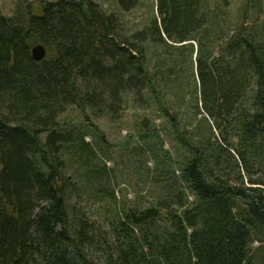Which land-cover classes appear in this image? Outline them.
I'll return each instance as SVG.
<instances>
[{
	"label": "trees",
	"instance_id": "16d2710c",
	"mask_svg": "<svg viewBox=\"0 0 264 264\" xmlns=\"http://www.w3.org/2000/svg\"><path fill=\"white\" fill-rule=\"evenodd\" d=\"M40 4L0 12V264H264V25L209 0H155L135 31L95 0ZM130 105L173 178L100 225L72 204L69 156Z\"/></svg>",
	"mask_w": 264,
	"mask_h": 264
},
{
	"label": "rangeland",
	"instance_id": "374dc122",
	"mask_svg": "<svg viewBox=\"0 0 264 264\" xmlns=\"http://www.w3.org/2000/svg\"><path fill=\"white\" fill-rule=\"evenodd\" d=\"M20 0H0V12L12 16ZM34 2L37 13H41V2H56L58 0H28ZM108 12L120 15L118 0H95ZM224 5L231 16L236 17L245 9L249 12L248 19L257 28L264 25V0H209ZM155 0H141V3L129 12L121 13L120 17L132 31L140 30L151 16ZM48 52V51H47ZM184 104L192 99L186 98ZM184 104H182L184 106ZM189 109V108H188ZM135 107L128 106L124 116L116 121H95L99 130L104 133L105 142L98 137L88 135L86 141L93 148L94 155L81 156L74 153L69 156L68 175L79 187L78 195L72 200L87 212L89 218L100 225H105L109 218L116 214V209L125 205L126 208L145 207L149 201L155 199L162 191L165 177L172 179V173L162 164L160 150L153 144L139 142V118ZM182 125L187 126L188 132L196 128L192 114L185 108ZM141 111H138L140 113ZM191 114V115H190ZM187 117V119H186ZM156 124L164 134L165 149L171 152L173 161L182 159L181 151L172 139L170 125L162 114L153 115ZM192 134H195L194 132ZM193 136V135H192ZM197 136V133H196ZM195 136V137H196ZM179 175V173H176ZM177 180V179H175ZM174 180V181H175ZM114 191L117 201L111 193Z\"/></svg>",
	"mask_w": 264,
	"mask_h": 264
},
{
	"label": "water",
	"instance_id": "95a60500",
	"mask_svg": "<svg viewBox=\"0 0 264 264\" xmlns=\"http://www.w3.org/2000/svg\"><path fill=\"white\" fill-rule=\"evenodd\" d=\"M31 54H32V59L35 62H42L47 57V49L44 45L38 44L32 48Z\"/></svg>",
	"mask_w": 264,
	"mask_h": 264
}]
</instances>
